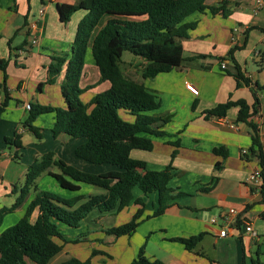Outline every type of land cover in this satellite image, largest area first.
Instances as JSON below:
<instances>
[{"label": "crops", "instance_id": "0c3cea01", "mask_svg": "<svg viewBox=\"0 0 264 264\" xmlns=\"http://www.w3.org/2000/svg\"><path fill=\"white\" fill-rule=\"evenodd\" d=\"M79 1L0 0V58L8 60L7 86L11 98L0 124V210L16 202L29 166L36 157L48 152L83 171L99 174L116 169L111 165L94 166L76 157L75 148L83 140L53 133L58 128V109L67 107L62 92L66 66L54 84H46L40 89V84L49 77L53 52L71 53L79 23L88 14L87 10L80 9L72 15L69 23L64 24L60 20L58 5ZM206 3L220 9L214 13L206 8L186 19L196 26L190 30L189 39L183 41L184 61L180 66L152 79H144L142 70L146 62L142 58L122 59L121 67L127 77L144 83L156 93L161 104L156 113L171 115V119L160 128L164 135H150L154 142L153 151L134 150L131 156L146 161L151 170H161L172 164L175 177L170 187L174 199L164 214L147 218L158 207L159 195L143 196L140 190H134L135 198L143 197L145 209L139 219L140 225L131 237L108 236L107 241L90 239L92 234L98 235L129 222L140 208L135 204L119 212L95 210L83 221V226L75 230L61 225L67 240H74L88 228L90 234L84 239L91 240L89 247L110 255H95L93 264H129L141 248L145 249L147 256L166 264H264L263 180L258 184L252 182L251 176L259 168V159L255 155L247 158L254 134L250 124L257 127L264 148V8L256 11L251 4L241 0H207ZM33 24L35 28L31 27ZM237 27L240 31L235 32ZM33 38L37 39L35 45L31 43ZM232 49L236 63L227 58ZM220 58L227 59L221 61ZM222 64H225L224 68ZM237 74L241 75L240 79L236 78ZM3 79L4 72L0 69V83ZM187 82L199 89L198 96L188 91ZM110 86L109 81H100V72L89 47L80 80V87L85 89L80 95L83 105ZM0 100H5L3 90H0ZM229 101H245L249 117L239 119L240 105L230 107L225 116L207 114ZM27 103L56 108L52 113L40 115L33 123L38 128L39 137L23 125L30 113ZM122 116L134 121L130 114L122 113ZM15 130L21 135L24 146L18 150L5 143V138L12 136ZM216 148H224L228 157L217 155ZM56 169L54 167L52 171L57 172ZM47 177L50 176L46 172L37 179L38 190H32L26 202L6 216L0 233L24 215L38 191H48L43 182ZM63 190L59 194L67 198L106 193L100 187L87 184H81L78 192ZM231 209L237 214H229ZM214 216H229L228 237L220 238L211 230L208 223ZM36 217L37 211L32 220ZM248 223L254 226L257 237L245 232L244 226ZM199 235L203 237L192 250L171 240ZM104 242H110L117 251L107 249ZM70 245L66 244L50 264H59L71 257L86 260L90 256L89 250L81 253L78 248H69Z\"/></svg>", "mask_w": 264, "mask_h": 264}, {"label": "trees", "instance_id": "16d2710c", "mask_svg": "<svg viewBox=\"0 0 264 264\" xmlns=\"http://www.w3.org/2000/svg\"><path fill=\"white\" fill-rule=\"evenodd\" d=\"M206 1L80 0L77 4L58 5L60 20L64 24L69 23L72 15L80 9L87 10L88 14L79 23L71 53L53 52L49 77L45 83L40 84V89L46 84H54L66 66L62 92L67 107L58 109V128L53 133L55 136L64 133L72 139L83 140L75 148L76 157L93 165H111L116 169L97 174L69 165L64 160L57 159L53 152L36 157L29 166L25 184L16 202L0 210V229L6 216L22 206L32 190H38L37 179L43 173L47 172L62 189L70 192H78L81 184H87L100 187L106 193L67 198L50 191H38L29 202L24 215L15 224L1 231L0 264H50L66 244L86 242L83 235L67 240L61 225L80 228L82 222L95 210L110 213L122 211L133 204L140 206L129 222L106 230L116 238L131 237L136 233L145 209L143 197L134 196L136 189L143 196L152 193L159 195L158 207L147 218L166 212L170 201L174 199L170 182L175 177V168L169 164L161 170H151L146 161L134 159L131 153L134 150L153 151L154 142L150 135H164L160 128L171 119V115L160 116L156 113L161 107L156 93L144 83L127 77L121 67L122 57L124 52L129 51L142 58L146 62L142 70L144 79H152L180 66L184 61L183 41L189 39L190 30L196 26L195 23L186 22V19L206 8L214 13L220 9L216 6L209 7ZM105 18L108 19L97 31ZM89 47L100 72V81H109L111 86L83 105L80 95L85 89L80 87V80ZM233 54L234 49L228 53L227 58L235 62ZM7 67L8 60L0 58V69L4 72L0 90L5 94V100H0V124L11 99L7 86ZM236 67L239 69L238 64ZM236 78L240 79L241 75L237 74ZM234 105L241 106L239 119L246 120L249 117V107L245 101L220 104L207 114L225 116L227 110ZM55 109L50 105L31 104L29 117L23 125L39 137L38 128L33 123L40 115L52 113ZM122 113L134 116V121L124 118ZM250 125L254 134L247 158L255 155L259 159L264 203V148L257 127ZM21 139V135L15 130L12 136L5 138V143L7 146H16L18 150L24 147ZM214 152L223 158L228 157L224 148H216ZM54 167L60 172H53ZM217 167L220 168L221 165L218 164ZM35 211L37 217L32 220ZM202 237H175L171 240L192 250ZM98 254L110 257L104 251L93 249L86 260L71 257L59 264H93L92 258ZM129 264L166 263L147 256L145 249L141 248Z\"/></svg>", "mask_w": 264, "mask_h": 264}, {"label": "built area", "instance_id": "2783aa9c", "mask_svg": "<svg viewBox=\"0 0 264 264\" xmlns=\"http://www.w3.org/2000/svg\"><path fill=\"white\" fill-rule=\"evenodd\" d=\"M243 2L251 4L256 11H259L264 8V0H241ZM32 28H35L34 24L31 26ZM235 32L240 31V28L237 27L234 29ZM32 44L37 43V39L33 38L31 41ZM222 67H225V64H222ZM186 88L188 91H190L192 94L198 96L199 95V89L192 83L187 82ZM26 108L30 110L31 104L27 103ZM245 152V151H244ZM251 180L254 184H258L260 181H262V175L261 170L258 168L252 173ZM229 214H237L235 209H231L229 211ZM209 227L211 230L220 238H225L229 236V228L228 225L230 224L229 216H226L225 218H222L220 216H214L209 221ZM245 232L253 237H257V231L255 230L254 226L251 223L246 224L244 226Z\"/></svg>", "mask_w": 264, "mask_h": 264}, {"label": "rangeland", "instance_id": "374dc122", "mask_svg": "<svg viewBox=\"0 0 264 264\" xmlns=\"http://www.w3.org/2000/svg\"><path fill=\"white\" fill-rule=\"evenodd\" d=\"M134 55L132 54V53H130L129 51H127V52H124V54H123V57H122V59L124 60V61H128V59H130V58H132ZM124 67V70H126L127 69V67L125 66V65H123ZM138 71H140V70H138ZM95 166V165H94ZM57 170V172H58V169H56ZM47 181H43L44 182V185H45V187H47V189H48V191H50V192H53V193H55V194H58V195H61L62 196V194H59V193H61L62 192V190L63 189H61L60 187L58 188V184L56 183V181L55 180H53L52 178H50V177H47V179H46ZM64 192H69V191H67V190H63ZM62 197H65V196H62ZM83 223V222H82ZM81 226H83V224L81 225ZM70 228V227H69ZM72 229V228H71ZM72 230H75V228H73ZM88 231V228L87 229H84L82 232H80L78 235H83V236H85V237H87L90 233H89V231ZM69 232H66V236H68V237H70L69 236V234H68ZM78 235L77 236H75V239L78 237ZM108 236H110V238L112 237V238H116L114 235H109L107 232H106V230H104V231H102V232H100V233H98V235H96V234H92L91 235V240H95V239H98V238H103V240L104 241H107V239H108ZM84 237V238H85ZM91 240H88V241H86V242H83V243H79V244H71L70 246H69V248H78V250L79 251H81V253H86V251H90V256H91V254H92V251H93V249L92 248H90L89 246H90V244H91ZM104 244V246H106V248L107 249H111L112 248V244L109 242V243H107V242H104L103 243ZM113 249V252H116L117 251V249H116V247H113L112 248ZM89 256V257H90ZM88 257V258H89ZM93 259V258H92ZM29 264H35V263H33V262H29Z\"/></svg>", "mask_w": 264, "mask_h": 264}]
</instances>
